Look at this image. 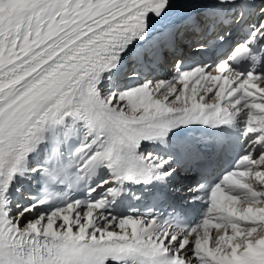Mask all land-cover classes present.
I'll use <instances>...</instances> for the list:
<instances>
[{
  "label": "snow or ice",
  "instance_id": "1",
  "mask_svg": "<svg viewBox=\"0 0 264 264\" xmlns=\"http://www.w3.org/2000/svg\"><path fill=\"white\" fill-rule=\"evenodd\" d=\"M0 264H264V0H0Z\"/></svg>",
  "mask_w": 264,
  "mask_h": 264
}]
</instances>
